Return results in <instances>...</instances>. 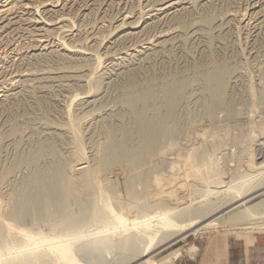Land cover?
I'll return each mask as SVG.
<instances>
[{"label":"bare ground","instance_id":"obj_1","mask_svg":"<svg viewBox=\"0 0 264 264\" xmlns=\"http://www.w3.org/2000/svg\"><path fill=\"white\" fill-rule=\"evenodd\" d=\"M46 1L48 0H0V19L5 18L8 15H12L13 13H15L13 14V16L16 15L17 13H21L22 15H24V17H26L29 14L31 18L26 19L25 21H29V24L31 25L29 26L33 27L32 30H34L35 33L42 31L44 32L43 35L46 34L47 38L49 36L51 38L53 34V30H51L50 26H48L46 22L41 20L42 22L46 23L44 24L40 22V20L35 18L37 15L35 17L33 16L39 10L38 7L36 8L37 5H35L34 7L33 4L39 2V4L44 5ZM182 1L172 0L169 3L167 2L163 5H159V6L157 5V7L146 11L147 12L146 14H142L141 16H139L140 20L138 18V22L142 21L141 26L142 25L147 26V24L151 23L155 19L156 20L159 19L158 17H160V15L166 14V16H168L167 14L168 13L170 14L171 12L170 16L172 21L178 24V26L180 27L178 28L181 29V31L184 34L185 32L187 34V30L189 31V26L191 24L189 23L188 20V16L190 15L189 13H191V10H189L190 12H188L189 8L188 9L185 8L186 6L185 7L183 6L184 4L182 3ZM185 1L183 2L185 3ZM207 1L208 0H206V3H204V5H202L203 7L201 8L205 16H203L201 19L198 18L199 20H197L199 21L198 24H201L204 28H206V32L210 31L207 29L211 26L213 22H215V21L212 22L211 21L212 17L210 18L208 16L209 12H211V10L215 5L212 7L211 1L210 2ZM214 2L215 0H213V4L216 3ZM48 4L50 3H47V5ZM64 5L66 6V4ZM48 7H52V6L48 5ZM191 7L193 8V6ZM215 9L217 10V8ZM198 12L200 13V11ZM7 18L5 20L2 19L3 20L2 22L0 20V30H3L8 26L10 28L11 27L10 25L18 22V20H16L17 22H12V20ZM19 18L20 17H18V19ZM127 18L129 17L126 15H124L122 20L120 18L121 25H118L115 28L116 31L122 33L123 35L124 33H126L122 29L125 28V26L127 25L126 24ZM213 18L215 17L213 16ZM3 22H6V24H4ZM63 22L68 23L65 20ZM144 26H142V29ZM191 27L192 26H190V28ZM12 28L14 30L17 27L14 28L13 26ZM55 30L56 27L54 31ZM64 30L60 29V31H64ZM120 30H122L124 33L121 32ZM213 30L214 29H212V31ZM214 31L212 33H214ZM201 33L204 34L203 31ZM5 34H9V32L7 31V33ZM206 34L205 37L203 36L204 39L205 38L208 39L207 38L208 36H206ZM37 35L39 36L40 34L37 33ZM165 35L163 34L155 38L153 37V39L146 40L147 42L143 44L142 41L141 42L142 45L135 46L134 49L132 50L130 49L131 52L124 53L119 58L113 57V55L112 57L105 55L106 56V59L104 58L105 61H109L111 65L109 68L106 65L103 66H106L107 68H104L102 66V63L104 64V60H102L101 57L96 58V56L95 57L91 56L95 52H93L90 55L88 54L89 56H86L88 50L86 53L85 51L83 52V50H86V48L82 43L81 45H83L85 49L80 47L81 45H78L79 47H73L72 45L70 46L66 45L65 42H61L62 40L64 41V37L60 42L57 40L58 41L57 48L54 46L57 50L49 49V51H46V49H48L50 46L49 42H47L46 40L44 41V39H42L44 37L46 38L45 35L42 38L39 37L40 39L30 41L29 43L31 48L33 49L32 50L33 54L31 53L30 56L27 54H22L21 57L24 58L23 60L31 61L33 65L34 63L38 64V63L52 62L55 65L57 64L58 66H62L61 64L64 62L65 64L68 63L66 61H70L71 58L77 59L79 57L80 61L78 62H80L82 69L84 67H89L91 63H93L94 61V63L96 64L94 65V67L99 73V75H97L96 78L94 77L89 79L91 82L94 80V84L96 83L94 86L92 85L91 87V92L94 95L96 93L98 94L99 91L102 90V87L104 86L103 83H105L106 80H109L112 76H114V74L117 72L116 69L117 67L119 70L120 68H123L125 64L134 62V60L136 61V58L138 59L139 57H141L143 53L145 55L149 51L150 52L147 55L149 56V58L146 57V59H150L152 57L151 54L153 53L154 55L153 51L155 50L159 51L160 49L159 46L163 44V42L167 41L168 38L164 40ZM179 35H183V34L179 33ZM119 36H117L116 38H119ZM35 37L33 39H35ZM214 37L216 38L215 34ZM210 38L212 40L215 39V38L213 39L212 36ZM212 40L210 41L213 43L214 41ZM3 41L5 40L3 39ZM207 41H209V39ZM51 43H54V41H52ZM169 43L171 42L169 41ZM205 44H207V42ZM209 44L210 42H208V45ZM92 45L97 47L99 45V41L92 43ZM51 48H53V46ZM162 50L163 49L161 47V51ZM161 51L159 52L162 54ZM115 54L117 53L115 52ZM211 61L209 62L212 64ZM215 62L216 63L213 62L211 68H209L208 66H206L207 68L206 67H202L201 69L198 68L199 69L198 80L201 82L203 88L201 89L203 90L204 93H206L209 96V100H207L208 102L205 103V105L203 106L204 115L206 117L205 120H210L214 118L213 117L214 110L217 107H220L222 106V104H224L223 94L227 86L226 84L229 83L226 79L227 77L229 78V76L231 75V73L229 72L231 69L229 70L227 67L228 70H224L226 68L221 65L222 62L220 64H218L217 61ZM91 66H93V64ZM144 66L146 67L147 65ZM64 68L65 67H63V69ZM129 68L130 67H128V69ZM128 69L126 70L128 71ZM27 70H30V68ZM75 70H78V67ZM36 71L37 70H35V72H33L32 74L34 73L36 74ZM67 71H69V69ZM29 72L27 75L24 73V75L18 74V76H16L20 79L22 78L21 81H18L19 87L17 91L10 90V89L13 90L12 86H14L15 84L14 81H16V79L14 80V78L7 80V82L4 80L5 82L0 83V93H1L0 113H2V111L4 112L6 111L7 113L9 112V114H11L13 111L15 112V110L17 111V109L20 108L22 109V115H25V117L24 116L23 117L26 119V116L28 117L32 113L31 111L35 109L37 112L40 113L41 116L40 120L44 124L43 126L46 127V129L44 130H47V131H42V129L41 130L39 129L40 132H38L37 127L39 126L37 127L32 126L33 124L32 123L30 126L23 125L24 126L23 127L21 125L23 123L18 124L13 119L11 120L13 121V123L7 122L8 120L5 122V123H10V125L8 124L9 126L5 128L6 129L5 132L2 133V135L0 136V138L2 137L0 142L10 141V144L13 147V150L11 149L13 153H10L11 152L10 150L9 152H7L4 150L5 148H2L6 152L5 154L10 153V155L4 154L5 156L4 155L0 156V264H81L80 260L78 259L79 249L81 248L80 246L89 244V242L90 245L91 243H93L94 245L96 244V246L97 244L99 245L101 244L104 246L106 245L107 249H109L107 251L112 253L113 256L112 259L114 260L113 264H167L169 263L170 258L175 259L178 256L177 252L172 253L171 255L158 261H156L154 257L155 253L157 251L158 252L161 251L162 250L161 248L163 247L165 248L169 244L168 242L172 237H174L175 235L177 236V234H179L182 231H185L184 229L188 230L189 228H192V226L194 225L192 222L194 221H201L203 219L208 218L207 222L204 223L205 229H215L220 224L226 225L227 227H230V231H231L228 233V235L231 236L235 235V237H240L242 236V234H248L250 232L262 233L264 231L263 223L262 224L254 223L256 219L264 218V197L255 206L241 211H236L231 215L230 214L225 215L226 213L222 217L219 215V214L222 215V213L226 212V210L221 211L220 213H218V215L215 214L219 208L227 204H232L227 208L232 210L233 207H237L238 205L245 203L246 198L244 197L248 192L256 190L260 187L262 188V186L264 185V177H262V179L254 178V176L257 175L258 172L261 170L262 166L261 164H259L254 160H251V162L248 165V168L246 167L248 169V171L246 170L247 175H244L242 177L238 175L237 177L234 178L235 182L233 183L234 185L232 184V186L243 185L244 188L243 189L234 188V193L231 196L229 197L225 196L224 198L222 197L223 199L222 200L219 199V201L217 200L216 201L217 203L209 202V204L205 206L201 205L202 207H200L199 205H197L198 203L196 204L195 202V199L197 198L195 192H192L188 187H185L183 190L177 191L175 183L178 177L181 176L182 171L180 173V170L183 167L181 168V165L179 164L180 162L177 163L175 159L171 161L167 160L166 151L169 152L174 150L175 149L174 145L176 143V140L183 135V128L179 125V123H177L174 120L175 112L177 110V102H179L178 100L182 98L185 89L186 88L188 89V86L193 81L195 82V80H188L186 78L184 79L183 77H177L175 76L176 73L174 75L171 74L170 75L167 74L165 76L161 75L162 78L156 80L154 79V77H152L151 74L148 73L145 74L144 79L142 80L140 79L141 80L140 81L139 79L138 80L134 79L135 71L129 70L128 73L126 74L124 73L125 76H127V78H130V82L128 81V84L126 83L124 86H118V91L120 92V94L116 99V103L119 106V109L117 110L118 112L116 113L114 111L116 113L114 114L111 110H109L111 111V113H113L112 115L108 111V113L112 116L107 115L108 117L98 120L100 121L99 127H101L100 128L101 130L99 136H97L98 138L96 139L95 137L96 141L95 143H93L94 153L92 159L91 158H90L91 160L89 159L91 162H88V159H86L85 157L87 152L85 153V150H83L85 154L84 155L81 150L82 149L81 140L82 137H84L83 136L84 133H82L83 131L81 125H84V123L82 124L83 121L82 119L84 118V114H81L79 112V114L83 116L81 119L80 115L79 116L77 115L78 112L73 113V111L75 110H72V112H70L69 111L70 109H68V111H65V113L62 112L64 113L63 115H60V117L62 116V119L61 118L57 119V117L55 118L53 116L54 114H51L53 113L51 108L53 104L52 105L50 104L52 101L49 102L50 99L49 101L46 100L49 96L45 94L48 97L43 95L41 96L39 95L40 98L37 97V94H39V89L42 87L43 84L40 85L41 82L40 83L37 82V84H33V85L30 84V81L32 79L33 81H35V79H38L39 81V80H44L45 78L33 77L30 79L32 75H29L31 74ZM95 72L93 71L90 73H92L91 75H93V73ZM79 73H81V71ZM41 74L45 75V72H42ZM116 74H118V76L120 75L119 73ZM68 78L70 79V77ZM117 78L116 81H118ZM113 79L115 78H112V80ZM85 80L86 79L81 81H85ZM89 80L86 81V83L89 82ZM28 82L30 85L28 84ZM67 84L69 85V83ZM84 84L85 83H83L82 86ZM90 85L91 84L89 83V86ZM115 85H118V82ZM65 86L67 85L65 84ZM42 89L44 88H41V90ZM103 89H105V87H103ZM260 93L264 97L263 89L260 91ZM74 98H78V97L74 96ZM73 100L75 102L77 99L76 100L73 99ZM74 102L72 101L71 103ZM251 102L254 101L251 100ZM70 104L69 107L67 106L68 108L71 107L72 104L71 105ZM116 107L117 106H115V108ZM102 109H103L102 107L95 108L94 110L90 109V111L87 112L85 116L88 115L91 118L92 116L95 115L97 116L102 111ZM103 110L107 111V108L106 110L105 109ZM36 111H33V113H36ZM56 112L57 110L55 111V113ZM16 113L15 115L18 114ZM12 114L14 115V113ZM100 114L97 116V118L100 116ZM124 115L126 116V118L128 116V118L126 119ZM229 115H233V113ZM36 116L37 115H35V119L37 120ZM88 116H86V118H88ZM96 116L94 117L95 118L94 121H96L97 119ZM10 119H12L11 115H10ZM25 119L24 120L20 119V120L25 121ZM98 119H100V117ZM27 120L29 119L27 118ZM30 121L31 120H29V122ZM190 121L192 124H194L195 116H192L190 118ZM42 123H40V125ZM258 123H259L258 126H256L257 124L255 125L256 127L255 129L260 133V135H263L264 117L261 118V121ZM55 128H58V131L53 132ZM60 129H62L64 133L65 132L67 133L68 140H65V138L63 139L62 134L60 133L61 132ZM246 137L244 135L241 136V138L243 139H245ZM24 140L26 141L25 143L27 144L26 145L27 148L23 147L25 145L22 146V144H25L23 142ZM67 142L71 146V151L70 152L67 151V154H63L61 148ZM259 142H261L260 147L264 149V138H261V141ZM0 144L3 147V144L2 143ZM8 144L9 142H7V145ZM213 146L215 147L216 145ZM9 147L10 146H8L7 148L9 149ZM2 149H0L1 153H2ZM68 150H70V148H68ZM257 153L255 152V154ZM167 156H172V154H170L169 152V155ZM186 157L187 159L192 158L193 155L189 154ZM181 178L182 177H180L179 179ZM162 184L168 185V188L173 187L175 193H172V195L176 194L174 200L170 202L165 201L164 194L160 192L161 191L160 189H158L159 186H161ZM257 193H261L262 195V193H264V188L258 190L257 192H254L253 195ZM154 212H162L165 216H167L168 219L166 223L161 221H160L161 223L160 222L153 223L150 220V216L153 215ZM213 217L216 218L210 219ZM105 248L103 247V249ZM195 251H196L195 247H192L190 249L191 253H195Z\"/></svg>","mask_w":264,"mask_h":264},{"label":"rangeland","instance_id":"obj_2","mask_svg":"<svg viewBox=\"0 0 264 264\" xmlns=\"http://www.w3.org/2000/svg\"><path fill=\"white\" fill-rule=\"evenodd\" d=\"M170 1H172V0H168V1L167 0H126V1L125 0H57V1L56 0H54V1L48 0L44 3V5L39 4L40 1L36 2V4H33V6L35 7V5H37L36 8L38 7L39 10L37 12L38 14L36 13L33 16L35 17L37 15L35 18L40 20V22H42V21L46 22L47 25L50 26L51 30H53V34H52L51 38H50V36L47 38L46 34H44L46 36V38H45L43 35L44 32H42V31L35 33L34 30H32L33 27H30L31 25L29 24V21H25L26 19L31 18L29 14H28L29 16L25 15L26 17H24V15H22L21 13H17L18 15L16 14L13 16V14H15V13H13L12 15H8L7 16L8 18L7 17L1 18L0 19L1 22L3 20H5L6 18L12 20V22H17L16 20H18V22L10 25L11 26L10 28L8 26L7 28L3 29L4 31L0 30V37H1L0 38V40H1L0 41V56H1L0 57V77H1L0 79L2 80V81L0 80V83H3L5 81L7 82V80L14 78V80L16 79V81H14V83L16 84V85L14 84V86L16 88L14 86H12L13 90L10 88L9 89L11 91H15V90L17 91L18 87H19L18 81L22 80V78L20 79V78L16 77V76H18V74L24 75V73H25L27 75L28 72L31 71V72H29V73H31L29 75H32L30 77V79L33 77H35V78L44 77L45 78L44 80H39V81H38V79H35V81H33V79H32L30 81V84H32V85L37 84V82L38 83L41 82L40 85L43 84L41 88H44L45 90L44 89L41 90V88H40L39 94H37V97H39V95L40 96L41 95H43V96L48 95L49 96V97L47 96L48 98L47 97H45V98H47L46 100H48V101L50 99L49 102L52 101L50 104L51 105L53 104L51 107L53 113H51V114H54L53 116L55 118L57 117V119L58 118L62 119V116L60 117V115H63L65 113V111H68V109H70L69 110L70 112H72V110H75V111H73V113L78 112L77 115L78 116L80 115L81 119L83 117V116H81V114H84V118L82 119L83 120L82 124L84 123V125H81V126H82V131H83L82 133H84L85 135L83 134L84 137H82V140H81V145H82L81 150H82L83 154H84L83 150H85V153L87 152L86 155L85 154L84 155H85L86 159H88V162H91L90 160L92 159V156L94 153L93 143H95V141H96L95 137H96V139L98 138L97 136H99V133L101 130L100 129L101 127H99L100 121H98V120H101L102 118H106L108 116H112L113 113L116 114L118 112L117 110L119 109V106L116 103V99H117L118 95L120 94V92L118 91V86H124L126 83L128 84V81L130 82V78H127V76H125V74L128 73L129 70L135 71V77H134L135 80L136 79L137 80L138 79L139 80L144 79L145 74H148V73L151 74L152 77H154V79H156V80H159L160 78H162V76H165L167 74L174 75L175 73H176L175 76H177V77H183L184 79L186 78L188 80H195V82L193 81L188 86V89L187 88L185 89L182 98L180 100H178L179 102H177V110L175 112L174 120L177 123H179V125L183 128V135H182L183 137L182 136L179 137L176 140V143L174 145L175 149L172 151H169L173 157L167 156V155H169V152L166 151L167 152L166 153V159L169 161L175 159V161H177V163L180 162L179 164L181 165V168L183 167L180 170V173H181V171H182V173H181V176L178 177V179L180 177H182V178L179 180L177 179L176 183H175L177 191L183 190L185 187H188L192 192H195L196 197L198 198V199L197 198L195 199L196 204L198 203L197 205L202 207L201 205L205 206V205L209 204V202L210 203H212V202L217 203L216 202L217 200L218 201H219V199L222 200L225 196H228V197L231 196L234 193V188L243 189L244 188L243 185L232 186V184L235 182L234 178L237 177L238 175L240 177L247 175L246 170L248 171L247 168H248V165L251 162V160L258 162L262 166L261 170L258 172L257 175L254 176V178L255 179H262V177H264V156H263L264 155V153H263L264 149L260 147L261 142H259V141H261V138H264V136H263L264 134L260 135V133L255 129L256 128L255 125L257 124L256 126H258V124H259L258 122H260L261 118L264 117V115H263L264 114V100H263L264 97L260 93V91L262 89L264 90V28H263L264 27V0H219V1L215 0L217 5L215 2H214L215 4H213V0H208L207 2L211 1L212 7L215 5L213 7L214 10L212 9L211 12H209V14H211V15L208 14V16L210 18L212 17L211 21L212 22L215 21V22H213L211 24V26L207 29L210 31H207V32H206V28H204L201 24H198L199 21H197V20L201 19L203 16H205V14L203 13L201 8L203 7L202 5H204V3H206V0H199L200 2L198 0H195V1L194 0H186V1L183 0V1H185V3L181 0L182 3L184 4V5L183 4L182 5L184 7L186 6L185 8H187V9L189 8L188 12H190L189 10H191V13L193 12L192 14L189 13L190 15L188 14L189 15L188 20H189V23H191L190 26H192V27L190 28V26H189V31L187 30V34H186V32L184 34L181 31V29H179L180 27L178 26V24L176 22L172 21L171 16H170L171 12H170V14L169 13L167 14L168 16H166V14L160 15V17H158L159 19H157V20L155 19L156 21L155 20L152 21L151 23L147 24V26L142 25V26H144L142 29V26H141L142 21L138 22V18L140 20L139 16H141L142 14H146L147 13L146 11L157 7V5L158 6L163 5L167 2L169 3ZM190 1H192V2L194 1V2L192 3ZM187 2H188V4H187ZM196 2L197 3L199 2V3L197 4ZM47 3H50L48 5L52 6V7H48ZM51 4H54V5H51ZM64 4H66V6ZM118 4H119V6H118ZM191 4H193V5H191ZM45 6L48 8H46ZM191 6H193V8ZM42 7H45V8H42ZM190 7H191V9H190ZM50 8L54 11H52ZM215 8H217V10ZM45 9L46 10L48 9V10L46 11ZM197 10L200 11V13ZM194 11H195V13H194ZM196 11H197L198 15L196 14ZM129 13H130V15H129ZM202 13H203V15H202ZM123 14L129 17L126 20L127 25L125 26V28L122 29L126 33H124L122 30H120L121 32L124 33V35L118 31H116V29H115L116 26L121 25L120 24L121 20L124 17ZM138 14H140V15H138ZM194 14H195V16H194ZM231 14L234 16H232ZM242 15H243V17H242ZM213 16L216 19L213 18ZM18 17H20L19 18L20 20L18 19ZM190 17H191V19H190ZM120 18H121V20H120ZM164 19H166V20H164ZM64 20L67 21L68 23L63 22ZM130 21H131V23H130ZM44 22H42V23H44ZM3 23L6 24V22H3ZM46 23H44V24H46ZM69 24H71V25H69ZM130 24H132V25H130ZM136 24H138V25H136ZM13 26H14V28L15 27H17V28H15L13 30V28H12ZM212 26H213V28H212ZM214 26H215V28H214ZM55 27H56V30L54 31ZM130 28H132V29H130ZM60 29L61 30L65 29V30L60 31ZM196 29H197V32H196ZM212 29H214L216 32L213 30L214 33H212L213 32ZM7 31L9 32V34H5V33H7ZM29 31H31V32H29ZM202 31L204 32V34L201 33ZM238 31H240V32H238ZM62 32H63V34H62ZM129 32H131V33H129ZM37 33L40 34L41 36L40 35L38 36ZM179 33L183 34V35H179ZM10 34H12V35H10ZM163 34L164 35L166 34L164 36V40L166 38H168V39L166 42H163V44H161L159 46L160 49L158 48L159 51H161V47H162V49H163L161 51L162 54L159 51L155 50L156 52L153 51L154 55L152 53L151 54L152 57L150 59H146V57L149 58V56H147V55L150 51L145 55L143 53L141 55V57L142 56L143 57L138 58L141 61H139L136 58V61L138 60L137 62L134 60V62L127 63L128 65L125 64L126 67L124 65L123 68H120L119 70L122 73L118 70V67H117L116 73L122 74V75L121 74L119 75L121 77V79L118 76V74L115 73L114 76H112L110 78L111 80L109 79V80H106V82L104 81L105 83H103L104 84L103 87H105V89H103V87H102V90H104V91L100 90L98 93L99 95L96 93V94H94L95 96L91 92V87H92V85L94 86L96 83L94 84V80L92 82L89 80V79L94 78V77L96 78L97 75H99L98 71L94 67V65H96L94 63V61H93V63H91V65L93 64V66L90 65L89 67H84L82 69L80 62H78V61H80L79 57L78 58L76 57L77 59L71 58L70 61H66L69 64L68 63L65 64V62H64L61 64L62 66H58L57 64L55 65L52 62L51 63L45 62V63H38V64L34 63V65H33V63L31 61L23 60L24 58L21 57L22 54H27L29 56L31 53L33 54V51H32L33 49L31 48L30 43H29L30 41L40 39L39 37H41V38L44 37L42 39H44V41L46 40L47 42H49V45H50L49 48L46 47V48H48V49H46V51H49V49L57 50L56 48L58 45V41L60 42L64 37V41L62 40L61 42H65L66 45H68V46L72 45L73 47H79L78 45H81V43H82L84 45V47L86 48V50H83V52L85 51V53H86L87 50H88V52L91 51L89 53L87 52L86 56H89L90 54L95 52L96 55H95V53H93L91 56H93V57L96 56V58L101 57L102 60H104V64L102 63V66L106 65L109 68L111 66L109 61H105L107 55L111 56V57L113 55V57L119 58L122 56V54L131 52V50L134 49L135 46H140L143 43H146L147 42L146 40L153 39V37L155 38V37L163 35ZM205 34H206V36H208L207 38L209 39V41H207L208 39H206V38L204 39ZM209 34H210V36H209ZM214 34H215L216 38L214 37ZM7 35H9V36H7ZM71 35H72V37H71ZM117 36H119V38H116ZM211 36L213 39L214 38L215 39L212 40L210 38ZM6 37H8V38H6ZM34 37H35V39H33ZM52 37H54V38H52ZM77 38H79V39H77ZM87 38H88V40H87ZM3 39L5 41H3ZM180 39H182V40H180ZM216 39H217V41H216ZM94 40L99 41V45L97 47L92 45V43L96 42ZM210 40L214 41L215 43L214 42L212 43ZM52 41H54V43H51ZM169 41L171 43H169ZM55 42H57V43H55ZM139 42H140V44H139ZM141 42H142V44H141ZM178 42H180V43H178ZM206 42H207V44H205ZM208 42H210L209 45H208ZM52 44H54V45H52ZM83 45H81L80 47L84 48ZM52 46H53V48H51ZM116 48H117V50H116ZM115 52L117 54H115ZM255 52H256V54H255ZM158 53H159V56H158ZM19 54H21V55H19ZM97 54H98V56H97ZM101 58H100V60H101ZM210 58L213 61H211ZM142 59L143 60L145 59V60L143 61ZM152 59H154V60H152ZM22 60L25 62H23ZM209 61H211L212 64ZM215 61H217L218 64H220L222 62L221 65L226 68L224 70H228V69L230 70L231 69L229 71L231 73V75L229 76V78L227 77V79H226L229 83L226 84L227 86H226L224 94H223L224 95L223 101H224L225 105L222 104V106L217 107L214 110V112H213L214 118L210 119L211 120L210 121V120H205L206 117L204 115V108H203L205 103L208 102L207 100H209V96L203 92L202 84L198 80V78H199V69H201L202 67H206V66L211 68L213 65V62L216 63ZM9 63H10V66H9ZM146 63H148L150 65H148ZM31 64L33 65V67ZM131 64H133V65H131ZM70 65L72 68L70 67ZM136 65H137V67H136ZM144 65H147V66L145 67ZM106 66H103V67L107 68ZM127 66L130 68H133V69H130V68L128 69ZM59 67H61V68H59ZM63 67H65V68L63 69ZM77 67H78V70H75V69H77ZM227 67H228V69H227ZM29 68H30V70H27ZM79 68H80V70H79ZM68 69H69V71H67ZM123 69L124 70L128 69V71L127 70L124 71ZM142 69H144V70H142ZM150 69H151V72H150ZM1 70H3V71H1ZM35 70H37V71H36V74L34 73L35 74L34 75L32 73L35 72ZM92 70L94 72L95 71H97V72H95V73H93V75H91L92 73H90V72H93ZM53 71H55V72H53ZM80 71L82 74L79 73ZM42 72H45V75L41 74ZM37 73H39V74H37ZM77 74H78V76H77ZM46 75H48V76H46ZM141 75H142V78H141ZM65 76H67V77H65ZM72 76H74V77H72ZM122 76H123V78H122ZM68 77H70V79ZM57 78H58V81H57ZM71 78H73V79H71ZM112 78H115V79L112 80ZM116 78L118 81H116ZM50 79H51V81H50ZM79 79H81V80L86 79V80L81 81ZM119 79L123 80V81H120ZM74 80H75V82H74ZM88 80H89V82L86 83V81H88ZM44 81L46 84L44 83ZM71 81H73V82H71ZM119 81H120V83H119ZM117 82H118V85H115ZM67 83H69V85ZM81 83L82 84L85 83V84L82 86ZM89 83L91 84L90 86H89ZM28 84H29V82H28ZM65 84L67 86H65ZM106 84H108V85H106ZM62 85L64 86V88ZM74 85H75V87H74ZM86 85H87V87H86ZM68 86H69V88H68ZM71 86H73L74 88ZM7 88H8V86H7ZM89 88H90V91H89ZM5 94H6V92H5ZM45 94H47V95H45ZM85 94L87 97L85 96ZM87 94H90V95H87ZM3 95H4V93H3ZM0 96H1V93H0ZM74 96H77L78 98H74ZM82 96L83 97L85 96V97L83 98ZM73 99H75V100L77 99V100L74 102ZM81 99H83V100H81ZM251 100L254 102H251ZM72 101L74 103H71ZM251 103H253V104H251ZM69 104L71 105L70 108H68ZM99 104H101V105H99ZM94 106H96V107H94ZM115 106H117V107L115 108ZM98 107H102L105 110L107 108V111H104L103 109L101 111V112L104 111L103 113H105V114H103L101 112H100L101 114L99 113L100 119H98L99 117L97 118V116L99 114L97 116L95 115L97 118L96 121H94L95 116H92V118H91L88 115H86V116H88V118H86L85 114L87 112H89L90 109L94 110L95 108H98ZM65 109H67V110H65ZM56 110H57V112L55 113ZM109 110H111L113 113H111V111H109ZM33 111H36V110L34 109ZM33 111H31L32 113L28 117L26 116V119L24 118L25 115H22V109H20V108L17 109V111L15 110V112L14 111L12 112V113H14V115L16 112L18 114L21 113L19 115L16 113L17 115H15V116L12 113L9 114V112L7 113L5 111L6 112V114H5V112L2 111V113H0V117H2V118H0V131H1L0 136L2 135V133L5 132V130H6L5 128L10 125V123H5V122L8 120L7 122L13 123V121H11L13 119L18 124L23 123V124H21L22 126L23 125L24 126H30L32 123H33L32 126H36V127L39 126V127H37L38 132H40L39 129L40 130L42 129V131H47V130H44V129H46V127L43 126L44 124L40 120L41 119L40 113L37 111H36V113H33ZM108 111L112 115H110L108 113ZM62 112H64V113H62ZM79 112L81 114H79ZM229 112H231V113H229ZM232 113H233L234 117H233V115H229ZM3 114H4V116H3ZM10 115H11L12 119H10ZM33 115H34V117H33ZM35 115H37L36 116L37 120L35 119ZM104 115H105V117H104ZM125 115H127V114H125ZM6 116H8L9 118ZM192 116H195L196 122L194 121V124H192L190 121V118ZM5 117H6V119H5ZM38 117H39V119H38ZM27 118L31 121L29 122V120H27ZM125 118H126V116H125ZM127 118H128V116H127ZM20 119H22V120L25 119V121H22ZM35 120H36V122H35ZM39 121H41V122H39ZM97 122H98V124H97ZM40 123H42V124L40 125ZM2 124H3V126H2ZM6 124H7V126H6ZM210 124H211V126H210ZM40 126H42V127H40ZM54 131H58V128H55L53 130V132ZM60 131H61L60 133L62 134L63 139L65 138V140H68L67 139V133L65 132L66 133L65 134L64 131H62V129H60ZM97 131H99V132H97ZM49 132H51V131H49ZM243 135L245 137L247 136L246 137L247 139L241 138V136H243ZM1 138H0V140H1ZM7 142H9L8 145H7ZM23 142L25 143L26 141L24 140ZM0 143L3 144V147L0 144L1 145L0 149L5 148L4 149L5 151L9 152V150H10L11 151L10 153H13L12 152L13 147L10 144V141H4V142H0ZM67 143L64 144L63 147L61 148L63 151L62 152L63 154H67V151L68 152L71 151V146L69 145V143L67 145ZM252 143H254V144H252ZM23 145H25V146H23ZM26 145H27L26 143L22 144L23 147L27 148ZM66 145H67V148H66ZM213 145H216V146L214 147ZM6 146L7 147L10 146L9 149ZM64 146H65V148H64ZM68 148H70V150H68ZM192 149H194V150H192ZM4 150L2 149V153L0 151V154H1L0 156H3L6 153ZM191 150H192V152H191ZM255 152L256 153L258 152V153L255 154ZM10 153H7V154L10 155ZM7 154H5V155H7ZM185 154H187V155L192 154L193 157L187 159V157H186L187 155H185ZM183 175H185V176H183ZM263 188H264V185L262 186V188L260 187L256 190L248 192L244 197L247 199V200L245 199V203L238 205L237 207H233L232 210L227 209L232 204H227V205L219 208L215 214L218 215V213H220L221 211L226 210V212L222 213V215L219 214L222 217L225 213H226L225 215H229V214L231 215L232 213H234L236 211H241V210L255 206L257 203H259L262 200V198L264 197V193H262V195H261V193H257L255 195H253V193L257 192L258 190L263 189ZM158 189H160L161 190L160 192H162L164 194L165 201L170 202V201L174 200V198L176 197V194L172 195V193H175L173 190V187L168 188V185L162 184L161 186H159ZM197 194H198V196H197ZM196 200H198V201H196ZM220 216H219V218H220ZM155 218H157V219H155ZM215 218L216 217H213L210 219H215ZM167 219H168V217L165 216L162 212H154V214L150 216V220L153 223H159L160 221L166 223ZM260 219H256L254 221V223H258V224L263 223L264 224V218H260ZM207 220H208V218L203 219L201 221H194V222H192L194 224V225L192 224L193 225L192 228H189L190 230L184 229L185 231H182L183 233L180 232L179 234H177V236L175 235L174 237H172L168 242L169 246L167 245L165 248L164 247L161 248L162 249L161 251H159V252L157 251L155 253L154 257H155L156 261L162 260L163 258L171 255L172 253L177 252L178 256L175 259L170 258L171 261L169 260V263H167V264H201V263L202 264H217V241H216L217 234L228 235V233L231 231H230V227H227L226 225H221V224L218 225V227L215 229H205L204 223H206ZM259 233L260 232H250L248 234H242V236L243 235H251V234L257 235ZM262 234H264V231L262 232ZM233 236H235V235H233ZM173 240H174V242H173ZM101 246H103L104 248L106 247V245L104 246L101 244L100 245L97 244V246H96V244L94 245L93 243H91V245H90V242H89V244H85V245L80 246L81 250L79 249L78 259L80 260L81 254L86 253L90 264H113L114 260L112 259L113 258L112 253L107 251V250H109V249H107V247L105 249H103V247H101ZM192 247L196 248L195 253L190 252V249Z\"/></svg>","mask_w":264,"mask_h":264},{"label":"crops","instance_id":"obj_3","mask_svg":"<svg viewBox=\"0 0 264 264\" xmlns=\"http://www.w3.org/2000/svg\"><path fill=\"white\" fill-rule=\"evenodd\" d=\"M217 264H264V234H217ZM202 264V263H201Z\"/></svg>","mask_w":264,"mask_h":264},{"label":"snow or ice","instance_id":"obj_4","mask_svg":"<svg viewBox=\"0 0 264 264\" xmlns=\"http://www.w3.org/2000/svg\"><path fill=\"white\" fill-rule=\"evenodd\" d=\"M80 261H81V264H90L86 253L80 255Z\"/></svg>","mask_w":264,"mask_h":264}]
</instances>
